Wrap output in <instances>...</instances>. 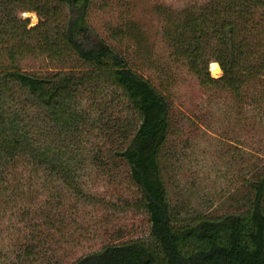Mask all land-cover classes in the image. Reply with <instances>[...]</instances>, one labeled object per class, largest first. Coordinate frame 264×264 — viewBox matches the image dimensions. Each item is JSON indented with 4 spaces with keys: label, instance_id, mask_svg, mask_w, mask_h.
<instances>
[{
    "label": "trees",
    "instance_id": "16d2710c",
    "mask_svg": "<svg viewBox=\"0 0 264 264\" xmlns=\"http://www.w3.org/2000/svg\"><path fill=\"white\" fill-rule=\"evenodd\" d=\"M105 1L0 0V201L38 203L49 195V209L40 210L48 229L41 246L35 242L41 233L30 235L12 261L34 264L41 254L43 264H264V164L247 179L236 212L182 223L162 162L179 132L169 96L174 65L206 92L228 94L242 121L264 127V0L158 4L167 48L161 58L153 56L130 0H121L124 10L101 30L92 24L94 8L110 6ZM25 12L35 13L37 24ZM131 54L161 73L162 87L133 65ZM38 56L61 66L20 65ZM213 62L219 77L210 72ZM89 170L115 180L127 174L134 188L129 204L151 224L147 239L76 258L60 254L72 219L60 210L67 201L76 208L95 199L86 189Z\"/></svg>",
    "mask_w": 264,
    "mask_h": 264
},
{
    "label": "rangeland",
    "instance_id": "374dc122",
    "mask_svg": "<svg viewBox=\"0 0 264 264\" xmlns=\"http://www.w3.org/2000/svg\"><path fill=\"white\" fill-rule=\"evenodd\" d=\"M130 1V12L148 34L153 56L161 58L167 55V48L160 40L161 21L155 11L156 6L163 4L180 9L198 0ZM105 2L110 4L107 9L94 8L92 14V24L99 30L124 10L121 0ZM23 15L30 18L31 25L37 24L35 13L25 12ZM131 55L133 65L160 87L161 73L143 67V61ZM20 65L26 69H46L61 66V63L38 56L21 60ZM217 71L214 70V77L221 76V69ZM172 73L176 80L171 79L169 96L174 104L179 132L170 137L168 153L162 156L171 204L179 211L178 219L182 223L204 215L234 213L238 207L236 198L244 193L247 179L264 164V127H254L250 121H242L228 94L206 92L183 66L174 65ZM85 181L86 189L95 199L81 201L75 205L76 208L71 207L74 200L67 201L60 210L72 214V219H67L69 227L64 228L65 235L57 247L60 254L76 258L100 250L107 244L149 237L151 224L147 214L129 204L134 188L126 173L115 180L89 170ZM48 196L45 191L38 203L16 197L2 198L0 264H29L12 260L22 242H29L30 235L36 236L40 232L35 242L39 240L41 246L43 234L48 229L40 210L49 209L45 202ZM37 209L39 215L35 213ZM35 223L39 227L34 228ZM56 236L60 237V234ZM40 256L41 260L34 264L45 262Z\"/></svg>",
    "mask_w": 264,
    "mask_h": 264
},
{
    "label": "bare ground",
    "instance_id": "6f19581e",
    "mask_svg": "<svg viewBox=\"0 0 264 264\" xmlns=\"http://www.w3.org/2000/svg\"><path fill=\"white\" fill-rule=\"evenodd\" d=\"M212 69H213V71L215 70V71H217L218 69L220 70V68H219V64L217 63V62H213L212 63ZM218 72V71H217Z\"/></svg>",
    "mask_w": 264,
    "mask_h": 264
},
{
    "label": "built area",
    "instance_id": "2783aa9c",
    "mask_svg": "<svg viewBox=\"0 0 264 264\" xmlns=\"http://www.w3.org/2000/svg\"><path fill=\"white\" fill-rule=\"evenodd\" d=\"M210 68H211V70H212V71H211L212 75L216 76L215 72H214L213 69H212V64H211V67H210ZM219 74H220V73H219Z\"/></svg>",
    "mask_w": 264,
    "mask_h": 264
}]
</instances>
